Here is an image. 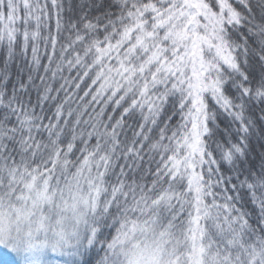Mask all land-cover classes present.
I'll use <instances>...</instances> for the list:
<instances>
[{"label": "snow or ice", "instance_id": "snow-or-ice-1", "mask_svg": "<svg viewBox=\"0 0 264 264\" xmlns=\"http://www.w3.org/2000/svg\"><path fill=\"white\" fill-rule=\"evenodd\" d=\"M0 51L19 264H264V0H0Z\"/></svg>", "mask_w": 264, "mask_h": 264}, {"label": "trees", "instance_id": "trees-1", "mask_svg": "<svg viewBox=\"0 0 264 264\" xmlns=\"http://www.w3.org/2000/svg\"><path fill=\"white\" fill-rule=\"evenodd\" d=\"M69 2H73V0H69ZM74 2L76 4H83L85 2L91 4L92 0H74ZM93 14H97V13H93ZM53 24H54V20H53ZM30 58H31V52L29 51L28 59L30 60ZM5 64L7 65V72L11 77L8 85L9 90L11 89L13 84H16L20 80L27 82V75H28L27 63L19 55V53L15 58L9 59L6 51H0V71L4 69ZM33 75L35 74L33 73ZM37 86H39L38 80L36 82V86L30 88L28 93L31 96L33 103L36 102ZM50 107H51V103L45 105V111L47 112ZM138 118H139V114L137 113L135 119ZM254 119L257 120V125H256L257 130L251 135L249 142L247 144V152H246L247 161L245 163V166L247 167L248 165H251L253 166L254 169H258L261 163L264 162V136H262L259 131V129L264 128V123H261L257 117H254ZM125 123L126 125L134 126V119H126ZM125 131L128 133V135H131V128L126 127ZM245 199H247V196L245 197ZM247 207L249 209L253 207L251 202L248 203ZM93 257L94 254L90 252L87 256V259L89 261H93L94 264ZM96 259H98V257H96ZM0 264H19V258L14 254H6L0 257Z\"/></svg>", "mask_w": 264, "mask_h": 264}, {"label": "rangeland", "instance_id": "rangeland-1", "mask_svg": "<svg viewBox=\"0 0 264 264\" xmlns=\"http://www.w3.org/2000/svg\"><path fill=\"white\" fill-rule=\"evenodd\" d=\"M6 254H14V253H12L10 250L0 246V257H2L3 255H6Z\"/></svg>", "mask_w": 264, "mask_h": 264}]
</instances>
